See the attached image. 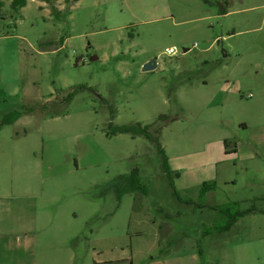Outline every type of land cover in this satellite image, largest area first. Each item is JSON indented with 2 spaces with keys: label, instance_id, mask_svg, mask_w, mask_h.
<instances>
[{
  "label": "rangeland",
  "instance_id": "1",
  "mask_svg": "<svg viewBox=\"0 0 264 264\" xmlns=\"http://www.w3.org/2000/svg\"><path fill=\"white\" fill-rule=\"evenodd\" d=\"M0 1V264H264V0Z\"/></svg>",
  "mask_w": 264,
  "mask_h": 264
},
{
  "label": "trees",
  "instance_id": "2",
  "mask_svg": "<svg viewBox=\"0 0 264 264\" xmlns=\"http://www.w3.org/2000/svg\"><path fill=\"white\" fill-rule=\"evenodd\" d=\"M39 1L45 2L47 5H49L52 13L55 14L58 12V9L55 5L56 0H39ZM26 4H27V0H11L9 6H10L11 12L17 15V14H19L20 10L26 6ZM1 6H2V3L0 1V8H1ZM137 126H138V129L134 128L133 126H130V127L117 128L116 131L120 132V133H129L131 135H138V134L143 135L146 138H148L149 140H151L155 144V146L158 150V154L161 157V168H162L163 172L165 173V175L169 176L170 172H169V169L167 166V159H166L165 155L163 154V151L161 150V147L159 146L157 140L155 138H153L152 136H150V134L147 131V127H141L140 125H137ZM121 178L125 179L126 177L123 176ZM132 179H133V177H132ZM203 187L206 189L205 184ZM235 221L236 220H234L232 223H235Z\"/></svg>",
  "mask_w": 264,
  "mask_h": 264
},
{
  "label": "water",
  "instance_id": "3",
  "mask_svg": "<svg viewBox=\"0 0 264 264\" xmlns=\"http://www.w3.org/2000/svg\"><path fill=\"white\" fill-rule=\"evenodd\" d=\"M188 49H184V52H186ZM96 59V57H92V58H90L89 59V61H93V60H95ZM156 67V63L154 62V61H150V62H148L147 64H145L144 66H143V71H149V70H152V69H154Z\"/></svg>",
  "mask_w": 264,
  "mask_h": 264
},
{
  "label": "built area",
  "instance_id": "4",
  "mask_svg": "<svg viewBox=\"0 0 264 264\" xmlns=\"http://www.w3.org/2000/svg\"><path fill=\"white\" fill-rule=\"evenodd\" d=\"M174 52H175V51H174L173 49H168V50H167V54H168V55H172V54H174Z\"/></svg>",
  "mask_w": 264,
  "mask_h": 264
},
{
  "label": "crops",
  "instance_id": "5",
  "mask_svg": "<svg viewBox=\"0 0 264 264\" xmlns=\"http://www.w3.org/2000/svg\"><path fill=\"white\" fill-rule=\"evenodd\" d=\"M207 193V192H206Z\"/></svg>",
  "mask_w": 264,
  "mask_h": 264
}]
</instances>
